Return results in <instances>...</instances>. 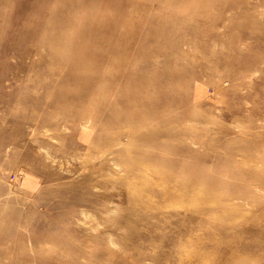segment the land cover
I'll return each instance as SVG.
<instances>
[{"label":"rangeland","instance_id":"rangeland-1","mask_svg":"<svg viewBox=\"0 0 264 264\" xmlns=\"http://www.w3.org/2000/svg\"><path fill=\"white\" fill-rule=\"evenodd\" d=\"M0 264H264V0H0Z\"/></svg>","mask_w":264,"mask_h":264},{"label":"bare ground","instance_id":"bare-ground-1","mask_svg":"<svg viewBox=\"0 0 264 264\" xmlns=\"http://www.w3.org/2000/svg\"><path fill=\"white\" fill-rule=\"evenodd\" d=\"M132 11V10H131ZM134 11V10H133ZM134 13V12H133ZM139 16V15H138ZM134 17V16H133ZM131 18V16H130ZM137 18V17H136ZM136 22V21H135ZM133 22V24L135 23ZM150 23L148 24H139L140 26V29H145L149 26ZM138 25L137 23H135V26ZM157 23H152L150 26H149V30L153 29V28H157ZM135 29V28H134ZM138 29V28H137ZM103 35V34H102ZM130 34L128 37L129 39L128 40H125L123 39V44L125 45V49H127V52H128V46L133 42L132 40L133 39H136V38H140V35H135L133 34ZM152 33L148 36V37H145L144 40H146V43H148L149 41L152 40ZM142 38V37H141ZM161 36L158 35V33L155 34V40L157 42H159L161 40ZM139 42V40H138ZM93 50V49H92ZM116 49L114 47L113 44H108L106 45L104 48H101L99 50L97 49H94L93 52H92V55H94L96 58L97 57H100L101 55H103L104 53L106 52H114ZM137 50V48H136ZM117 51V50H116ZM120 51V49H119ZM118 51V52H119ZM138 55H140V57H145L146 60L145 62H149L148 60V57L150 55H154V51L152 50H142V49H138ZM159 53V51H157ZM156 53V52H155ZM137 54V53H136ZM121 57L125 56V53H121L120 54ZM134 55V54H133ZM143 55V56H141ZM93 56V57H94ZM60 57V56H59ZM62 57V56H61ZM124 58V57H123ZM126 58V57H125ZM124 58V59H125ZM57 59H53V61ZM60 60V59H59ZM94 62H96V60H93ZM116 61V60H115ZM58 62V61H57ZM62 62V60H61ZM107 62H109L107 60ZM134 62V61H133ZM131 63H132V60H131ZM63 64V63H62ZM149 64V63H148ZM65 65V64H63ZM62 65V66H63ZM70 66V65H69ZM130 66V65H129ZM67 68V67H66ZM80 69V68H79ZM147 73H140L139 74V70H134L133 73H130L128 76L127 79H129V83L131 84L132 87H129L128 85L125 86L124 88L121 89V92L122 94H125V93H129L131 94L133 97H135V99L138 101V102H132L130 100H127L126 97H124L125 99H123V101L119 102V104H117L118 106H116V104H107L106 105H103L104 109L107 110V112H112L113 114V118H112V121H108L107 118L105 120V123L108 121V126L107 128L109 127H112V126H119L121 124H125V125H129L131 124V122L134 120V118L138 117L139 121L136 122V126H138V129L140 128L138 123L141 125L143 123H146V125L150 126L152 125V123H150L148 121L149 118H151V116L153 117H159L160 116V111L158 110L159 107H162L163 104H167L166 102L168 101V97H162L161 96V92L163 91V89H161L159 87V81L161 80V78L165 79V76L167 75V70H165L163 73H160V74H156L155 71L151 70L150 68L149 69H146L144 72ZM64 72H66L64 70ZM62 73V72H61ZM129 73V72H128ZM67 75V73L65 74ZM105 76L106 77H109L110 79L112 78L113 81H117L119 80L117 77H113L112 75H109V73H105ZM104 75H101L100 73H98V71H96L93 66H92V70L90 72V75L84 79H81L82 81H87L89 83L88 87L86 85V89L85 88H82L84 89L86 92L87 91H90L92 90V93H94L96 95V97L91 100L90 104H95L99 99H103L105 98V96L107 95V92L110 91V87H107V88H104L102 89V87L98 88L97 87V83L100 82L101 79H105ZM122 79V76L120 77ZM146 80L147 83H145L144 85H137V82L136 81H142V80ZM87 83V84H88ZM127 83V82H126ZM140 84V83H139ZM158 85V86H157ZM84 87V86H83ZM142 87H146V93L149 94L148 95V98H146L147 100L146 101H142L140 98H141V93H140V89ZM120 90V89H119ZM132 92V93H131ZM120 94V93H119ZM146 94V95H147ZM59 100V99H57ZM115 102V101H114ZM145 103V105L147 107H145V105L143 104ZM82 105V104H81ZM127 108L130 109L129 111V114L126 115V113L124 112L125 110H128ZM125 116L124 119H122V117ZM162 116V115H161ZM79 117V116H78ZM101 117V113L100 112H95L94 113V118H96L95 121L99 120V118ZM86 123V122H84ZM136 126H135V129H136ZM173 126V125H171ZM178 127V126H177ZM85 128V127H83ZM151 128H155V127H151ZM134 129V130H135ZM143 131L140 130V131H131L132 135L134 138H137L138 135H140V133H142ZM150 136L152 135H156V131L155 130H152L150 133ZM166 134H168V131L166 132ZM147 135V134H146ZM91 140V139H90ZM143 140V139H142ZM144 141V140H143ZM173 192V191H172ZM173 194V193H172Z\"/></svg>","mask_w":264,"mask_h":264},{"label":"built area","instance_id":"built-area-1","mask_svg":"<svg viewBox=\"0 0 264 264\" xmlns=\"http://www.w3.org/2000/svg\"><path fill=\"white\" fill-rule=\"evenodd\" d=\"M13 178H14V176H13Z\"/></svg>","mask_w":264,"mask_h":264}]
</instances>
